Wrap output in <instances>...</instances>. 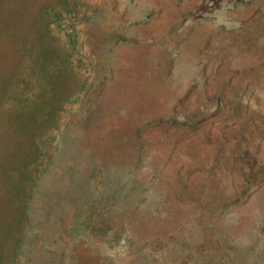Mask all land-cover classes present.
Returning <instances> with one entry per match:
<instances>
[{
  "label": "rangeland",
  "instance_id": "1",
  "mask_svg": "<svg viewBox=\"0 0 264 264\" xmlns=\"http://www.w3.org/2000/svg\"><path fill=\"white\" fill-rule=\"evenodd\" d=\"M68 1L75 102L12 264H264V0ZM0 2L1 87L60 0Z\"/></svg>",
  "mask_w": 264,
  "mask_h": 264
},
{
  "label": "trees",
  "instance_id": "2",
  "mask_svg": "<svg viewBox=\"0 0 264 264\" xmlns=\"http://www.w3.org/2000/svg\"><path fill=\"white\" fill-rule=\"evenodd\" d=\"M70 7L68 0H60L56 7L40 4L35 15H28L15 43H7L13 47V53L8 47V57L19 62V67L14 68L17 63L9 67L15 72L6 71L0 87V187L4 194L0 198V264H12L17 255L19 235L40 194L38 184L49 165L63 110L75 102L67 82L78 70L71 38L75 31L73 35L67 31L69 42H63L54 28ZM9 23L3 25V33ZM36 76L41 85L31 98Z\"/></svg>",
  "mask_w": 264,
  "mask_h": 264
},
{
  "label": "bare ground",
  "instance_id": "3",
  "mask_svg": "<svg viewBox=\"0 0 264 264\" xmlns=\"http://www.w3.org/2000/svg\"><path fill=\"white\" fill-rule=\"evenodd\" d=\"M170 86V85H169ZM161 89H162V87H161Z\"/></svg>",
  "mask_w": 264,
  "mask_h": 264
}]
</instances>
